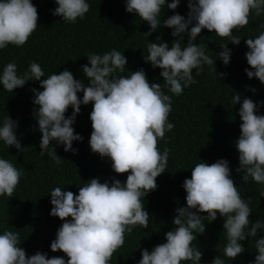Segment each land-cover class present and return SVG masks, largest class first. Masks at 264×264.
I'll return each mask as SVG.
<instances>
[{"label": "clouds", "instance_id": "1", "mask_svg": "<svg viewBox=\"0 0 264 264\" xmlns=\"http://www.w3.org/2000/svg\"><path fill=\"white\" fill-rule=\"evenodd\" d=\"M179 2L125 0V11L149 26L144 33L146 37L161 26L171 29L175 39L170 46L157 36L147 43L146 54H142L145 63L160 70L163 83L149 82L142 68L129 72L126 57L116 49L87 53V64L81 65L86 84L74 79L67 68L45 78L40 65L32 61L22 73H18L15 61L0 67V87L7 92L27 81H39L42 90L32 89V104L36 106L33 115L40 133L39 156L47 152L55 164H60L62 160L54 151L56 145H63L65 152L75 154L72 143L82 137L74 134L72 125L80 106L91 102L90 151L108 158L114 173L127 174L123 182L115 178L111 182L91 178L78 187L75 195L58 186L50 190L49 215L62 223L49 248L53 253L62 252L67 260L47 257L39 251L26 256L18 232L5 229L0 232V264H109L112 254L123 245L126 233L137 225L147 227L149 215L142 198L156 189L155 180L165 172L169 154L166 147L161 151L157 142L174 127L168 120L171 111L168 93L180 95L196 83L194 69L199 75L205 65L214 66L215 60L205 53L204 45L194 41L204 29L238 45L241 37L234 35L233 30L245 26L250 13L255 16L264 13V0H188L185 18L174 12ZM54 4L51 14L67 23L83 19L89 10L88 0H54ZM165 6L173 14L161 23V10ZM37 21L32 0H0V50L9 45H24L37 28ZM185 34L187 43L182 47ZM244 44L247 48L244 56L251 69L246 68L245 74L264 84V30L254 38H246ZM226 45L219 46L222 50L216 56L225 66L231 54ZM81 92L82 96H78ZM237 102L241 122L235 140L239 163L236 171L243 183L251 179L264 186V115L257 114L259 102L241 100L235 94L232 104ZM69 107L72 112L66 118ZM16 128L17 122L6 115L0 121V142L19 151L22 147ZM53 141L54 147L50 146ZM21 177L19 168L0 157V196H11ZM181 187L185 206L175 209L171 221L174 227L164 234L163 243L150 251L141 249L137 264H200L201 251L192 242L204 233L205 219L214 221L217 214L224 218L223 255L235 259L244 252L241 242L254 237L256 254L250 264H264V221L260 218L254 223L250 221L252 210L234 186L228 161L195 163L190 178H185ZM259 195L264 197V190ZM210 264H224V260L217 255Z\"/></svg>", "mask_w": 264, "mask_h": 264}, {"label": "trees", "instance_id": "2", "mask_svg": "<svg viewBox=\"0 0 264 264\" xmlns=\"http://www.w3.org/2000/svg\"><path fill=\"white\" fill-rule=\"evenodd\" d=\"M170 2L166 0V4ZM187 2L180 0L174 12L187 18ZM32 3L37 9L38 26L24 45H9L0 50V67L15 61L18 73H22L32 61L40 65L45 78L67 68L74 79L83 80L86 84L81 65L87 64V53L116 49L126 57L125 67L129 72L142 68L149 82L163 83L160 70L145 63L142 54H146L147 43L155 41L157 36L170 46L175 39L170 34L171 29L161 26L146 37L144 33L149 31V26L125 11V0H88V12L75 23L61 21L51 14L56 6L54 0H32ZM172 14L173 10H168L166 6L162 8L161 23ZM262 26L264 13L260 16L250 13L248 23L239 30H233L234 35L241 37L238 45H232L227 38L204 29L198 34L194 43L204 45L205 53L215 60L214 66L205 65L199 75L194 69L192 75L196 83L189 85L180 95L168 93L171 97L168 120L174 127L157 142V147L161 151L166 147L169 154L165 172L155 180L156 189L150 191L144 200L142 198L149 215L147 227L137 225L126 233L123 245L112 254L109 264H137L141 249L150 251L164 242V234L174 227L171 221L175 209L185 206V192L181 185L185 178H190L191 168L200 161L209 164L218 159L228 161L234 186L238 187L241 197L248 201L252 210L250 221L254 223L258 218L264 221V197L259 195L264 186L251 179L243 183L236 171L239 163L235 140L239 136L241 122L238 116L240 103L232 104V96L239 94L241 100L248 98L254 104L259 102L257 114L264 115V84L255 77L249 79L244 71L246 68L251 70L244 56L247 51L244 40L257 36L264 30ZM183 43H187L186 34L182 38V47ZM226 43L231 54L225 66L216 56L222 50L219 46ZM32 89L42 90L39 81H27L12 92L0 87V121L8 115L17 122L16 134L22 147L18 151L0 142V157L10 160L22 171L20 182L11 196H0V232L5 229L17 231L26 256L39 251L47 257L67 260L62 252L53 253L49 248L62 223L59 218L49 215L52 207L50 190L58 186L75 195L78 187L91 178H99L100 182H111L115 178L123 182L127 174L114 173L108 158H101L90 151L91 102L80 106L72 125L74 134L82 137L81 141L72 143L75 154L65 152L63 145L55 146L53 141L50 146H55V154L62 160L61 163L55 164L47 152L39 156L40 133L33 115L36 106L32 104ZM78 96H82V92ZM71 112L69 107L65 117ZM223 219L219 214L214 221L207 222L205 219L204 233L197 235L192 242L201 251L200 264H210L217 255L224 260V264H250L256 254L254 237H246L241 242L244 252L235 259L223 255L226 244ZM259 235L258 230L257 238Z\"/></svg>", "mask_w": 264, "mask_h": 264}]
</instances>
